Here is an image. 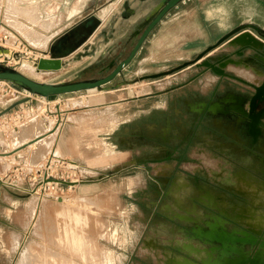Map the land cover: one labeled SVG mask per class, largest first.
<instances>
[{
	"label": "rangeland",
	"instance_id": "1",
	"mask_svg": "<svg viewBox=\"0 0 264 264\" xmlns=\"http://www.w3.org/2000/svg\"><path fill=\"white\" fill-rule=\"evenodd\" d=\"M10 1L15 0H0V37H7L0 50L42 57L51 40L37 30L47 29L39 24L42 15L35 20L32 12L22 16L17 12L39 8L40 3ZM7 7L15 13L7 15L11 13ZM11 16L19 22L16 28L23 24L24 32L32 28L48 38L45 47L33 48L26 56V46L21 49L19 43L22 27L16 29ZM46 19L48 27L55 26L56 19ZM250 21L264 26V0H189L169 13L156 30L155 44L107 87L123 81L136 84L119 92H82L54 101L32 98L3 115L0 161L19 144L14 141L19 134L25 132V141L35 140L66 121L69 132L62 139L69 138V158L53 154L58 137L54 132L21 154L25 164L19 174L7 168L0 204V264H213L221 244L208 238L210 231L231 235L249 230L264 236V131L253 145L240 114L213 109L230 105V95L245 99L241 105L247 108L254 86L264 77L262 60L251 59L263 53L260 42L254 38V51L232 39L206 58L213 63L244 53L226 71L248 79L251 83L246 85L212 78L198 66L203 74L193 73L191 78L175 73L139 81L193 60L226 32ZM0 63L41 83L98 78L101 68L110 64L89 66L92 62L83 60L62 75L43 73L48 74L45 77L33 64L16 58L0 54ZM26 64L34 71H24ZM242 69L252 73L250 77ZM179 85L184 86L180 91L175 89ZM21 94L5 86L0 113L28 97ZM179 96L185 100L178 102ZM33 126L40 127L29 132ZM49 161L52 177L42 181ZM49 180L88 184L70 187ZM41 182L47 185L39 190Z\"/></svg>",
	"mask_w": 264,
	"mask_h": 264
},
{
	"label": "water",
	"instance_id": "2",
	"mask_svg": "<svg viewBox=\"0 0 264 264\" xmlns=\"http://www.w3.org/2000/svg\"><path fill=\"white\" fill-rule=\"evenodd\" d=\"M185 1L186 0H161L160 3L153 9V11H151V13L142 21V23L137 26L135 33L132 36V39H135V45L129 53V56L126 59H121L122 56H120L106 67H103L97 73L99 75L98 78L61 83H41L26 77L18 70L9 67L8 65L0 64V81L9 82L28 94V97L20 100L19 102L1 112L0 118L3 115H6L15 110L18 106L30 102L32 98H42L45 100L54 101L55 99L65 95L90 91H115L120 89L121 87L136 84L137 81H123L120 84L107 87L112 84L118 77L122 76L124 70L131 65L150 34L163 21V19L179 4ZM100 25V19L95 14H93L73 26L60 37L56 38L49 46L48 51L45 53V56L43 58L33 60V65L35 66L36 71L41 73H56L62 71L65 66L63 60L68 59L70 56L80 50L95 34ZM243 32H249L252 36L254 34L256 37L264 41V29L258 27L253 23L241 24L221 37L215 44L209 46L202 53L197 55L191 62H186L180 67L169 72L141 77L139 78V81L142 82L162 79L165 76L173 75L191 66H198L199 68L211 71L217 76L227 77L224 71L219 67V61L211 63L206 58L218 48H220L223 44L231 41ZM260 46H262L263 48V53L261 54H263L264 56V45L260 44ZM243 47H247L248 49L254 51L256 50V44ZM5 52L6 51L0 50L1 55H3V53ZM18 57L19 56L15 55L16 59H18ZM244 102L245 99L239 98L237 105L230 109L227 108V110H222L219 105L213 106V109L219 111L222 114H228L229 110L235 111L240 114L241 117L249 121L247 123V133L254 139V142H256L257 138L263 132L262 128H264V124L262 122L264 110L259 115L255 114L258 104L264 103V81L263 83H261V85L254 86V93L248 101L247 111L241 105V103ZM47 182H55L57 184L70 187L88 184V182L67 183L52 180H49ZM3 184L4 183L0 180V185ZM207 236L209 239L216 240L218 243H220L224 251L226 249V242L231 244H235V242L243 244L247 243L246 240L228 238L227 236L223 235L215 237L213 234L209 233V235ZM233 251L240 257L239 260L232 262L228 261L224 258V256H226V254H224V256L221 258V261L215 262V264H262V262H259L256 259H248L240 252V250Z\"/></svg>",
	"mask_w": 264,
	"mask_h": 264
},
{
	"label": "crops",
	"instance_id": "3",
	"mask_svg": "<svg viewBox=\"0 0 264 264\" xmlns=\"http://www.w3.org/2000/svg\"><path fill=\"white\" fill-rule=\"evenodd\" d=\"M42 1L43 0H38V2L40 3V7H39L40 9L39 8L38 9L42 15L39 21V24L42 25L43 23L41 21L47 20L46 18L48 17L56 19L54 27H51V28L49 27V29H43L42 27L37 28L40 34L51 39L50 45L56 38L66 33L69 29H71L73 26H75L82 20L86 19L90 15L95 14L101 21L100 27L95 32V34L90 38V40L80 50H78L68 59L63 60V63L65 64V66L62 69V71L56 72V73H50V74H53L54 76H59V75H62L64 72H66L68 68L70 70V67H72L73 64L82 62L83 60L91 61L92 63H90L89 65L91 66L94 63H108V62L111 63L112 61L116 60L120 56H122L121 59H126L129 56V53L131 52L133 46L135 45V41L131 42V40H133L132 36L134 35L137 26L142 23V21L151 13V11H153V9L160 3L161 0L160 1L159 0H47V2H44L45 4ZM187 1L189 0H186L185 2L179 4L176 8H178L182 4H185ZM42 8L46 9L44 13H42L43 12ZM166 17L150 34V36L148 37V39L146 40V42L144 43V45L142 46L141 50L138 52V54L136 55L132 63H135L137 61V59L141 56V54L143 53V51L148 45L155 44L154 37H155L156 30L165 22ZM250 23L252 22L250 21ZM241 24H245V23L241 22L240 24H238V26ZM253 24L264 29V26L258 25L256 23H253ZM253 36L260 42L259 44L264 45L263 40L259 39L254 34ZM216 42L207 45L206 49L209 46L215 44ZM226 45L228 44H225V46ZM44 54L45 53H43L41 58L45 56ZM251 54L249 55L252 56ZM243 57H244V53L239 54L238 56H236V58L225 56L219 60V67L221 68V70L224 71L227 77L217 76L207 69H204L203 72L204 73L209 72V75L212 78H216V79H219V78L228 79L229 78L233 81L232 83L234 84L238 82V83L246 85L248 83H251L248 79L243 78L241 76L229 75L227 73L228 71H226L232 65L233 63L232 61L234 59H243ZM251 59L258 60V61L262 60L261 62L264 63L263 54H260L259 58L258 56L257 57L252 56ZM191 61L192 60L187 61V62H191ZM242 65L246 66V64L244 63ZM196 68H197L196 66H191L183 71H180V73H177V74H186V76H190V78L192 77L190 74H193V73L198 74V75L203 74V72L197 71ZM127 69H125L124 72ZM245 69H242V70L244 72H247L248 74V71L247 70L245 71ZM82 70L84 69H81L80 71L82 72ZM250 74H248V77H250ZM206 76L208 75L206 74ZM196 77H197L196 75H193V79H195ZM263 78L264 77L261 76V80H262L261 83L264 81ZM189 82H191V80ZM195 83L196 82L194 81V85ZM183 85L185 86V84ZM184 86L179 85L175 89H178V91H180V89ZM111 92H119V91L115 90ZM186 93H189V92L188 91L185 93L183 92V94H186ZM193 94L195 98L196 97L195 91L193 92ZM230 97L232 98V101H227V103L230 105L225 107V109H223V107H220L222 110H227V108L230 109L234 107V104H237L236 101L238 102L239 97L230 95L228 98ZM181 99L185 100V96L184 97L179 96L178 102H180ZM175 108L180 110V106H176ZM56 120H58V116L56 117ZM67 124H69L68 121H66L65 124H57L52 129V131H49L48 134H46V136L36 137L35 140H37V143H35V145L45 140V138H47L48 136H52L53 134H55L54 132H56V135L58 137L53 146L54 147L53 154L55 155V152H59L63 155L64 159H68L69 158V138L66 139L64 137V139H62L63 136H65L64 134L69 132V131H66ZM39 127L40 126H33V128L30 129L31 131L29 130V132H33L35 131L36 128L39 129ZM49 134H52V135H49ZM24 135H25V132L19 134L17 138L14 139V141L17 140L19 144L15 146L14 148H12L11 151H9L8 153H4V155H7V156L3 157L0 161L2 165L0 168V180L2 182L4 180H7L8 178V174L10 170L7 168H9V166H11L13 170H15V169L22 167L25 164L24 160H21L22 159L21 154L28 148L29 144L33 143V141L35 140L25 141L26 138ZM39 137H43V138H39ZM18 160L20 161L17 162ZM59 160L62 161V159H59ZM4 185H0V204L4 200L2 197L3 191H4L3 190Z\"/></svg>",
	"mask_w": 264,
	"mask_h": 264
},
{
	"label": "bare ground",
	"instance_id": "4",
	"mask_svg": "<svg viewBox=\"0 0 264 264\" xmlns=\"http://www.w3.org/2000/svg\"><path fill=\"white\" fill-rule=\"evenodd\" d=\"M16 1V0H15ZM15 1H10V2H12L13 4L15 3ZM25 1H27V0H25ZM24 1V2H25ZM18 2H22L21 0H19ZM17 2V3H18ZM29 2V1H28ZM12 3H8L9 4V6L11 7L12 5ZM17 3H15V4H17ZM27 3V2H26ZM38 4V3H37ZM13 8H15V10H16V6L14 7V6H12ZM8 8V7H7ZM13 8H11L13 11H14V9ZM9 10V8L7 9V11ZM19 10V9H18ZM10 11V10H9ZM13 11H10L11 13H9V12H6V14L8 15V14H14L15 13V11H14V13H12ZM26 11H29V12H32L33 13V17H35V20L36 19H38V16H39V18H40V11H39V9L37 8V7H29L28 9H23V10H19V11H17L18 13H19V15H18V13H16L15 14V16L16 15H18V16H22V15H25V14H27L26 13ZM45 16V15H44ZM7 17V16H6ZM8 18V17H7ZM10 18V17H9ZM11 18H12V16H11ZM10 18V19H11ZM14 18V17H13ZM13 18H12V20H13ZM9 20V19H8ZM16 20V18H14V21ZM51 21V20H50ZM53 21V20H52ZM51 21V22H52ZM43 24H42V26L43 27H45V28H49L48 26H49V24L46 22V20H42L41 21ZM40 22V23H41ZM45 22L47 23L46 24V26H45ZM14 23V22H13ZM15 28H16V25H17V23H19V22H16L15 21ZM20 25V26H19ZM18 25V27L16 28V29H18V28H20V27H22V25L21 24H19ZM14 26V25H13ZM25 27V26H24ZM27 27V26H26ZM25 27V28H26ZM24 28V29H25ZM27 28H29V27H27ZM26 28V29H27ZM20 31V32H19ZM17 32V31H16ZM18 32L20 33V40H22V42L20 41L19 43H21L20 44V48L21 49H23V47L24 46H26L27 47V49H26V47H25V51H27V54H26V56H28L29 54H30V52L31 51H33V48H43V47H45V45H46V43H47V39L48 38H42V37H40L32 28L30 29L29 28V30L27 31V32H24V30H23V27H22V29L20 30H18ZM18 34V33H17ZM13 36V35H12ZM18 36H19V34H18ZM9 39H10V37H8ZM12 39H16V37H14V38H12ZM11 40V39H10ZM10 40H8V43H12V45L14 44L12 41H10ZM10 41V42H9ZM14 41V40H13ZM7 42V41H6ZM15 42V41H14ZM231 42H233V43H235V44H239V45H241V46H249V45H251L252 43H255L256 44V41H255V39H254V37L253 36H251V34H249L248 32H243V33H241L240 35H238V36H236ZM16 43V42H15ZM19 43H18V45H19ZM2 46H4V45H2ZM10 46H11V44H10ZM14 47H16V45L14 46ZM3 48V47H2ZM8 48H9V46H8ZM19 48V47H18ZM14 49V48H13ZM11 50H12V48H11ZM16 50V49H15ZM15 52H5V53H3V55H1V56H5L6 58H9V59H14L15 58ZM17 55V54H16ZM17 56H19L18 57V61H20V60H22V61H24V62H26V63H29V64H33V60H35V59H31V58H25L23 55H17ZM36 57V56H35ZM39 57V56H38ZM41 58V57H40ZM38 59V58H37ZM29 64H26V65H24L23 66V70L24 71H27V72H29V73H31V72H33L34 71V69L31 67V65H29ZM224 66H225V64H224ZM36 70V69H35ZM21 71V70H20ZM38 73V72H37ZM35 74V73H34ZM41 74H43V73H41ZM261 73H259L258 75H260ZM36 75V74H35ZM38 75V74H37ZM40 75V74H39ZM44 75V74H43ZM45 77L46 76H48V74L46 75H44ZM43 76V77H44ZM39 77V76H38ZM42 77V78H43ZM40 79H41V77H40ZM230 100L232 101V98H230ZM37 142V140H35L33 143H31V144H29V146L28 147H32L35 143ZM35 262V261H34Z\"/></svg>",
	"mask_w": 264,
	"mask_h": 264
},
{
	"label": "flooded vegetation",
	"instance_id": "5",
	"mask_svg": "<svg viewBox=\"0 0 264 264\" xmlns=\"http://www.w3.org/2000/svg\"><path fill=\"white\" fill-rule=\"evenodd\" d=\"M236 54L239 55L240 53H236ZM245 110L247 111V108ZM263 110H264V103H259L257 106V109L255 111V114L259 115ZM229 113H233V111L229 110L228 114ZM245 121H247V120H245ZM248 122L249 121H247V123ZM262 122H263V120H262ZM262 131H264V128H262ZM261 136H262V134L257 138V141L254 142V139L249 135V137L251 138V143L253 145H257L261 139ZM210 233L213 234L215 237H217V236L219 237V236L223 235V236H227L228 238L246 240V242H247L244 244L238 243V242H235V244H231V243L226 242L228 244H226L225 251L223 250L222 245L219 246L216 249L220 252V257L215 262L221 261V258L224 256V254H226V256H224V258L227 259L228 261L232 262V261L239 260L240 257L233 250H235V251L240 250V252L244 256H246L248 259H251V260L256 259L259 262H262V264H264V236H262V233H261V235H259V234L257 235L254 232H251L249 230L247 232H242L241 234L234 233L231 235H225V233H219V232H215V231H210ZM246 248H248V250H246ZM215 262L213 264H215Z\"/></svg>",
	"mask_w": 264,
	"mask_h": 264
},
{
	"label": "built area",
	"instance_id": "6",
	"mask_svg": "<svg viewBox=\"0 0 264 264\" xmlns=\"http://www.w3.org/2000/svg\"><path fill=\"white\" fill-rule=\"evenodd\" d=\"M7 41V37L6 36H4V38H1L0 37V42L2 43H4V42H6ZM0 47H2V46H0ZM7 59V58H6ZM0 64H3V63H0ZM7 87L8 89H10V90H12L13 91V93H16V94H18V95H22L21 93L23 92V93H25L23 90H20L19 88H17V87H15L14 85H12L11 83H9V82H3V81H0V92H2L3 91V89H4V87ZM21 93H20V92ZM12 96H14V94H12ZM30 103H31V101H30ZM29 104V103H28ZM27 104V105H28ZM52 161V160H51ZM51 161H49V163H48V169H45L44 170V172H43V177H42V181H43V179L45 180V179H48L49 177L51 178L52 177V174H51V172L49 171V169H50V167H51V165H52V163H51ZM16 173H18L19 174V171H18V169H16ZM39 185V190L40 189H42V187L44 186V187H46V185L47 184H45L44 182H41V183H39L38 184Z\"/></svg>",
	"mask_w": 264,
	"mask_h": 264
}]
</instances>
